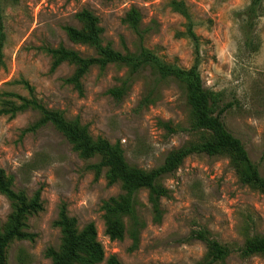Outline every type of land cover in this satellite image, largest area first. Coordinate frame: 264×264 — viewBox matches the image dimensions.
Returning <instances> with one entry per match:
<instances>
[{
  "label": "rangeland",
  "instance_id": "1",
  "mask_svg": "<svg viewBox=\"0 0 264 264\" xmlns=\"http://www.w3.org/2000/svg\"><path fill=\"white\" fill-rule=\"evenodd\" d=\"M200 38L197 71L204 87L222 90L231 107L221 114L224 127L243 145L248 158L264 177V0L248 30L244 10L251 0H182ZM168 0H17L4 3L0 67V106L11 95L34 98L43 107L75 118L94 139L117 143L126 163L148 169L165 154L191 138L187 131L168 132L160 122L186 127L188 107L182 89L170 79L156 78L148 68L130 76L119 98L107 93L127 76L113 63L92 65L80 77L81 93L64 78L72 65L49 70L45 46L63 45L82 56L95 55L84 44L70 41L63 27H80L76 13L90 11L97 19L102 44L123 53L134 51L136 36L122 21L129 7L140 13L145 28L143 44L162 60L187 68L193 61L190 41L179 32L183 17ZM32 88L30 95L21 83ZM11 93V94H8ZM147 98L144 101V98ZM40 113L26 107L12 116L0 114V168L11 177V189L30 199L38 191L39 208L24 214L21 231L5 249L6 264H50L44 255L60 243L54 224L60 208L75 218L80 229L92 222L104 255L122 264H194L204 253L192 237L198 228L233 248L252 233H264V196L241 184L226 157L193 153L161 178L168 195L160 199L161 217L153 221L146 193L137 192L136 213L143 221L137 244L127 234L109 239L103 232L101 204L121 192L118 182L107 183L105 168L91 164L97 155L83 158L50 123H37ZM12 202L0 193V231L7 226ZM101 261L96 264H103ZM225 264H264V254L240 257L232 251Z\"/></svg>",
  "mask_w": 264,
  "mask_h": 264
},
{
  "label": "trees",
  "instance_id": "2",
  "mask_svg": "<svg viewBox=\"0 0 264 264\" xmlns=\"http://www.w3.org/2000/svg\"><path fill=\"white\" fill-rule=\"evenodd\" d=\"M17 0H0V67L3 65V44L5 34L3 30V6L5 2L15 3ZM262 0H251L244 10L247 18L244 41L251 44L248 30L251 28L261 8ZM168 7L180 14L183 19V30L179 35L186 37L192 46L193 61L183 68L166 62L152 50L144 46L145 28H140V13L135 7H129L122 21L134 32L136 47L134 51L120 53L112 49L109 44H102L100 28L96 17L85 9L76 13L80 27L70 25L63 27L66 37L75 43L91 47L95 55L82 56L76 50L66 48L61 44L45 46L43 51L49 57V70L55 69L61 63L72 65L73 69L64 82L70 83L77 92L81 93L80 77L92 65L103 68L109 63L126 68L127 76L118 86L107 89V93L119 98L127 88L130 76L142 68H148L158 79L170 78L182 89L185 103L188 107L187 126L170 124L168 121L160 124L168 132L187 131L191 138L180 146L169 150L160 164L143 169L129 165L122 156L117 143H109L101 137L92 138L84 125L73 119H65L57 110L43 107L34 98H25L16 94L19 103L3 99L0 114L8 113L12 116L16 111L26 107L37 109L40 118L37 123L50 122L72 145V148L83 158L97 155L99 160L91 167L95 172L105 168L107 183L118 182L121 192L102 201L103 232L109 239H121L124 234L130 238V247L137 244L139 229L143 221L136 213L137 192L143 189L149 203L152 219L158 222L161 217L160 199L168 195L167 188L161 183L163 175L172 172L182 160L193 153L207 155H222L227 158L229 165L235 172L238 181L264 196V177L260 176L256 165L250 161L240 140L232 135L221 120V114L231 107L230 101L223 100L222 90H211L201 83L197 65L200 59V38L193 30V20L190 12L182 0H168ZM32 94V88L26 81L21 82ZM146 97L143 99L146 101ZM0 193L13 204V211L7 226L0 231V264L5 262V249L13 238H22L26 234L21 231L24 214L39 208V193L35 191L30 199H26L20 192L11 189V177L0 168ZM54 224L59 227L60 243L57 248L48 247L44 255L50 264H122L113 254L104 255L103 248L96 238V230L92 222L85 223L80 229L76 227L75 218L66 214L60 208ZM192 237L204 245V253L194 264H225L226 257L236 251L240 257L264 254V233H252L244 237L239 246L232 247L211 237L208 230L201 227L191 232Z\"/></svg>",
  "mask_w": 264,
  "mask_h": 264
}]
</instances>
